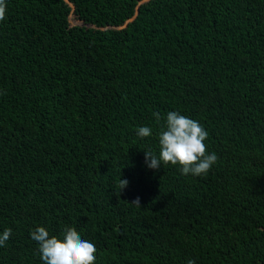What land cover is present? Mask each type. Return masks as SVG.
<instances>
[{
	"label": "trees",
	"instance_id": "16d2710c",
	"mask_svg": "<svg viewBox=\"0 0 264 264\" xmlns=\"http://www.w3.org/2000/svg\"><path fill=\"white\" fill-rule=\"evenodd\" d=\"M171 111L208 132L207 174L146 166ZM36 227L95 264H264V0H6L0 264H43Z\"/></svg>",
	"mask_w": 264,
	"mask_h": 264
},
{
	"label": "clouds",
	"instance_id": "9594fccd",
	"mask_svg": "<svg viewBox=\"0 0 264 264\" xmlns=\"http://www.w3.org/2000/svg\"><path fill=\"white\" fill-rule=\"evenodd\" d=\"M6 0H0V21L5 19ZM158 125L156 133L159 152L144 151L145 164L149 169L158 170L162 165L178 166L182 175L201 176L207 174L216 163L215 153L208 154L205 141L208 132L196 120L171 111L165 117L153 113ZM138 138L153 135V129L141 126L137 129ZM128 184L119 177V192ZM119 194V193H118ZM140 207L139 198L131 202ZM31 240L38 245L37 251L43 264H95L96 246L83 239L72 227L62 229L60 236H50L44 227H36L29 232ZM11 236V229L0 234V247H4ZM189 264H194L189 261Z\"/></svg>",
	"mask_w": 264,
	"mask_h": 264
},
{
	"label": "rangeland",
	"instance_id": "374dc122",
	"mask_svg": "<svg viewBox=\"0 0 264 264\" xmlns=\"http://www.w3.org/2000/svg\"><path fill=\"white\" fill-rule=\"evenodd\" d=\"M70 23H71L72 25H77V24H79V22H77V21L74 20V17H73V16L70 17Z\"/></svg>",
	"mask_w": 264,
	"mask_h": 264
}]
</instances>
